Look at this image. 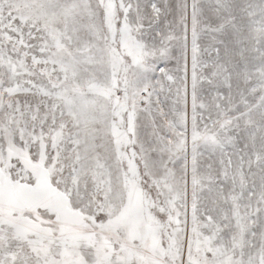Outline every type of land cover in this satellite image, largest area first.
Returning <instances> with one entry per match:
<instances>
[{"label":"snow or ice","instance_id":"6c2138e0","mask_svg":"<svg viewBox=\"0 0 264 264\" xmlns=\"http://www.w3.org/2000/svg\"><path fill=\"white\" fill-rule=\"evenodd\" d=\"M0 264H264V0H0Z\"/></svg>","mask_w":264,"mask_h":264}]
</instances>
